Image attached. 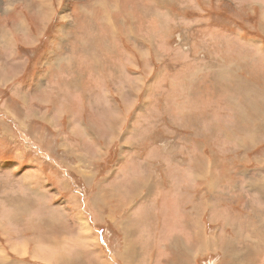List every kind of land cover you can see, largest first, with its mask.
Here are the masks:
<instances>
[{
	"label": "rangeland",
	"instance_id": "374dc122",
	"mask_svg": "<svg viewBox=\"0 0 264 264\" xmlns=\"http://www.w3.org/2000/svg\"><path fill=\"white\" fill-rule=\"evenodd\" d=\"M7 1L9 11L0 10L5 17L16 14L24 19L40 11L30 0ZM44 2L50 16L39 20L37 27L42 23L48 27L40 39H34L36 44H19L23 40L19 32L0 25V37L9 31L19 44L15 53L14 49L3 52L10 77L29 86L23 92L31 90L34 81L35 90L38 64L45 57L47 82L60 87V80L74 79L65 84L62 90L68 91L62 96L70 98L75 109L80 104L86 109L82 117L74 115L75 149H91L92 158L97 157L99 144L106 147L100 158L85 166L70 159L64 147L33 149L18 130V137L10 140L0 127V149L8 146L2 158L25 155L30 159L25 163L44 169L45 175L55 172L52 164L68 171L64 186H69L70 194H55L49 202L69 199L73 213L66 229L52 226L53 233L44 235L39 228L48 219L30 218L27 210L26 216H18L21 213L8 206L15 204L11 196L0 209V262L132 264L130 258L126 263L121 257L125 225L137 230L136 264H172L176 259L169 247L177 237L184 242L193 235L185 222L192 201L206 237L218 235L222 242L226 234L246 246L245 219L262 225L251 209L264 219V189H259L264 187V0ZM63 12L71 18L61 19ZM13 23V28L18 27V22ZM59 25L70 29V38L57 44L61 51L57 47L50 51ZM60 56L69 60L61 67ZM51 93L59 97L56 89ZM0 94L14 92L0 84ZM1 108L4 124L13 125ZM47 133L58 134L55 128ZM61 180L50 177L44 185L58 187L59 181L61 187ZM244 195L249 198L241 203ZM77 208L86 211L89 224L74 218ZM110 208L118 212L113 215ZM33 226L40 231L36 239H32ZM28 240L25 253L21 246ZM261 240L264 243V237ZM185 246L188 254L196 243L181 244ZM261 254L258 263L264 264ZM221 259V251L213 246L195 254L190 264H219Z\"/></svg>",
	"mask_w": 264,
	"mask_h": 264
},
{
	"label": "crops",
	"instance_id": "0c3cea01",
	"mask_svg": "<svg viewBox=\"0 0 264 264\" xmlns=\"http://www.w3.org/2000/svg\"><path fill=\"white\" fill-rule=\"evenodd\" d=\"M7 4H8L7 0H1L0 10L7 9ZM6 11L8 12L9 10L7 9ZM33 13L36 14L34 15L35 17L24 16V20L26 22L25 25L26 29H22V27L19 28V26L13 28L14 25L13 22L15 21L18 22L17 21L18 18L23 19L22 16L20 15L18 16L16 14H10L11 16L9 15L8 17H5L2 16L3 15L2 13H0V25L3 26L5 25V27H7V30L9 31L12 30L14 31L15 29L17 32H19L21 37H23V40H21V43L19 44L29 47L30 45L36 44V42L34 41L36 39L37 40L40 39L48 27L47 24H43V23L39 24V26L37 27V22L39 23V20L41 21L42 19H47L50 16V15L48 16V14L41 7L38 13L34 11ZM52 14L55 15L54 13ZM70 15L71 14L69 12H67L66 14L63 12L61 15V19H64L65 16L71 18ZM30 19L34 22L33 26L32 23L30 22ZM57 30H58V35L57 37L55 36L53 37L55 38V41L52 43L53 47L50 45L49 48L50 51L55 49V47H57L56 48L57 51H61L63 47L62 48L58 47L57 44H61L63 43L62 40L64 39L68 40L70 38L71 32L70 29L67 28L66 26L59 25ZM28 35L33 36L31 41L30 40L28 41L26 39ZM1 37H4L3 34L1 35ZM12 37L14 38V35ZM49 42L51 43L50 39ZM19 44L18 43L15 44V40L14 42L12 40V42L5 44L0 42L1 45L0 46V69H1L0 84L7 85L8 88L12 87V92H14L12 96L0 94V105L2 106L1 111H6L5 113L9 115L10 121L13 123V125H5L4 121L6 117L4 114L0 115V117L3 116V118H0V127L2 133L6 134L7 135L6 137L9 138L10 140H13L12 136L18 137V134L22 137V139L23 137H26L25 139L26 144L27 145L29 144V142L27 141L28 139H30L31 148L33 149L36 148L37 150L40 149L41 147L43 148L64 147L66 149L64 153L68 157H70V159H75L77 163L79 162L83 163L85 166L87 163L94 162L95 160L100 158L105 152L104 148L106 146H100L99 144V146L96 147L97 152H95L97 157H92V158H90L91 156H89V155L93 156V151L91 149L89 150L90 152L87 149H84L83 147L81 149H75L76 145L74 144V140H75L74 115L78 114L82 117L86 113V109L82 104H80L79 108L77 107V109H75L70 98L68 101L67 100L68 98L65 99L62 96L64 95V93L68 91V90H62L65 84L74 83L75 82L74 79L60 80L59 81V83L61 84L60 87L59 85L58 87H56L52 83H48L47 82L48 80H46V76L50 72L48 71L49 68L44 69V67H49L46 65V63L49 60H44L45 57L41 58L39 62L40 64H38V66H40V70L37 72L38 86L36 85L35 90H34V81L31 82L32 89L29 91L25 90L27 92H23L21 89L26 87L29 88V86L24 87L20 82L16 84L18 79L10 77L11 75L10 64L7 61V58L4 57L3 52L5 50L14 49L13 51L15 53L17 51ZM64 59L65 58H63L62 61L60 60L61 62L59 67H61L62 63H66L67 61H69L68 59H66L67 61ZM6 72L8 73L6 74ZM66 79H68L67 76ZM56 84L58 83H55V85ZM53 89H56L57 95H59V97H56L53 95L54 93H51ZM22 116L24 117L22 118ZM28 119L29 122L27 124ZM79 123L82 125L84 124L83 118H81ZM50 128H55L58 134L50 137L47 133L50 131ZM26 130H28V132H25ZM16 131L18 132V134L15 133ZM22 132H25L24 136ZM10 140H8V142H11ZM11 143L13 144V142ZM0 144L3 143L0 142ZM77 147L79 146L77 145ZM7 150H8V146L3 145L0 149V157L3 154L2 151L6 152ZM47 157L50 158L49 155ZM21 160L23 162H21ZM27 160L30 161V159H27L25 155L16 156L13 159L2 158V157L0 158V194L2 195L0 198V204H1L0 209H4V206L7 202L10 203L9 199L12 196L13 200H15V204L12 205L9 204L8 206H12L13 208L16 209L18 213L20 212L21 215L18 216H26V214L23 211L27 210L28 217L30 218L34 217V219H37L38 217H41L42 219H48L46 220L48 221V224L46 226H42L39 228L44 233V235H49L50 233H53L51 229L52 226H57L61 230L66 229L67 226L66 222L69 221V216L73 215L72 210L70 208L69 199L68 201L63 203L53 202L54 205H52L49 201L53 197H55L54 196L55 194L56 195L70 194L69 186L67 184H65L64 186V181L67 180V175L69 174L68 171H64L62 170V168L61 171H59L57 165H55L54 168V164H52L53 168L51 170L55 169V172L45 175L44 171H42L44 169H41L40 167H36L32 164L28 165V163H25ZM48 163H52V162H48ZM20 166L21 168L17 170ZM60 173L63 174L60 175ZM50 177L56 179L61 178L62 179L60 181L61 187H59V181H58V187L45 186L44 181ZM249 187H250V183H249ZM73 198H75L74 195ZM95 199H94V204L96 205L97 202V204L99 205L100 203L99 200L95 202ZM193 206L198 207L195 202H193ZM53 211L56 212L53 214L52 213ZM85 212L86 211L83 208H77L74 212V218L76 217L80 222L83 223L84 221H86L89 224V222L86 220V217H84ZM40 214H42V216H40ZM191 216H192V211L191 210L186 211V217L188 218ZM60 224H64V225H60ZM117 225L121 226L123 225V223L121 224L120 221L117 223ZM35 228L37 227L34 226L32 227V232L34 234L32 239H36L37 235L40 234V231ZM122 229L126 233L124 253L127 252L128 257L130 258V263L136 264V257H134V255L135 253L137 255V251L139 247L138 245H135L133 237L137 234V230L135 231L133 230V228H129L128 226L125 225L123 226ZM195 240L196 242H199L196 238ZM28 246H29V240L25 241L24 246L23 245L21 246L22 248H24L25 253H26L25 248H29ZM200 252L201 251L198 250V253ZM101 258L104 259L106 258V256L102 255ZM3 262L4 261L0 262V264H3Z\"/></svg>",
	"mask_w": 264,
	"mask_h": 264
},
{
	"label": "bare ground",
	"instance_id": "6f19581e",
	"mask_svg": "<svg viewBox=\"0 0 264 264\" xmlns=\"http://www.w3.org/2000/svg\"><path fill=\"white\" fill-rule=\"evenodd\" d=\"M1 1V0H0ZM10 3V2H9ZM30 3L31 5L34 7V9H39V7H41L45 12L46 10H49L48 8H46V5H45V2L44 0H30ZM106 4V3H105ZM50 7V6H49ZM117 8V6H116ZM114 10V9H113ZM49 12V11H47ZM19 16V15H18ZM104 19V18H102ZM18 23L17 24L19 27H25L26 25V22L24 19H20L18 18L17 19ZM105 21V20H104ZM112 20H110V23H111ZM114 23V22H113ZM98 25V24H97ZM100 25V24H99ZM101 28V27H100ZM108 28V27H107ZM106 29V28H105ZM110 31V30H109ZM111 32V31H110ZM134 33V32H133ZM104 34V33H103ZM4 37H0V42L2 43H10L12 42V36L10 35V32L7 31V33L3 34ZM103 39V38H102ZM261 113V112H260ZM263 115V114H262ZM259 128V127H258ZM255 132V130H254ZM254 135V134H253ZM253 137H257V136H253ZM234 153V152H233ZM214 183V182H213ZM199 185V184H198ZM259 189L263 190L264 187H259ZM144 195V194H143ZM154 197V196H152ZM247 198L246 195L243 196V198L241 199V203H245L246 201L244 200V198ZM249 198V197H248ZM247 198V199H248ZM97 199V198H96ZM155 201V200H154ZM194 201H192L193 203ZM220 202V200H219ZM218 202V203H219ZM261 202V201H260ZM208 203V202H207ZM240 203V201L238 202ZM240 203V204H241ZM134 204V203H133ZM132 204V205H133ZM208 206V205H207ZM247 206V205H246ZM134 207V206H133ZM132 207V208H133ZM138 207V206H137ZM193 208L191 209L192 211V216L191 217H186L185 219V222H186V225H187V228L188 230L191 231V233L193 235H191V239H184L185 241L183 242V240L181 239V237H177V242L174 243V246L173 247H169V250L170 252L172 253V255L175 257L176 261L173 262L172 261V264H190V258L192 259L194 257L195 254H197L198 252L195 251V249L197 248L198 250H200L201 252L202 251H205V249H207L208 247H216L217 246V249H219L221 251V254H222V259L220 261L219 264H260L261 262V256L260 254L261 253H264V243L263 241L261 240V238L264 237V219L261 218V217H258L257 214L255 213L254 211V207L253 209H251V213L253 216L257 217L258 218V221L262 223V225L260 226L259 228V224L256 220L254 219H251V218H246L245 219V231L248 232V235L246 236V239L248 242V244L245 245L246 246H241V243L240 245L238 244V242L236 241L237 238L234 240L233 238H231V236L227 237L224 235V230L222 231L223 233H221V235H224V240H222V242L218 240V235L217 236H213L208 238L205 236V233L204 231L200 230L201 229V226L198 222L197 219H199V210H198V207L196 206H192ZM210 208V207H209ZM206 209V208H205ZM215 209V208H214ZM118 209H115V208H110V212L111 214H115L117 213ZM211 210V209H210ZM223 211V210H222ZM221 211V212H222ZM196 212V214H195ZM213 212V211H212ZM225 212V211H224ZM215 213V212H213ZM216 213H219V212H216ZM250 213V214H251ZM110 214V215H111ZM198 214V215H197ZM227 214V213H226ZM251 215V217H252ZM147 215H143L142 218H146ZM214 216V215H213ZM218 216V215H217ZM223 216H224V213H223ZM215 218H216V214H215ZM229 218V216L227 217ZM147 219V218H146ZM144 219V220H146ZM214 219V218H213ZM227 220V219H226ZM200 221V219H199ZM223 221V220H222ZM227 222V221H226ZM232 223V222H231ZM241 224V223H240ZM244 224V225H245ZM249 224V225H248ZM223 225V224H222ZM229 225V224H228ZM227 223H226V226H228ZM236 224H234L235 226ZM238 225V224H237ZM232 226V225H231ZM196 227V230L195 228ZM237 227V226H236ZM190 228V229H189ZM205 229V228H204ZM220 229V228H219ZM226 229V228H225ZM231 229V228H230ZM236 229V228H235ZM206 230V229H205ZM237 230V229H236ZM199 231V232H198ZM194 233H195V236H194ZM236 233V232H235ZM238 234H241L240 232ZM237 234V235H238ZM198 235V236H197ZM240 236V235H239ZM222 237V236H220ZM195 238L200 242H196ZM222 238V239H223ZM241 238H242V234H241ZM244 238V236H243ZM221 239V238H220ZM245 239V238H244ZM243 239V240H244ZM144 240V239H143ZM240 240V239H239ZM188 242H195L196 243V246H193L190 248V251L189 253L187 254L186 253V249L187 247H181V244L184 245V243L186 244ZM216 242V243H215ZM237 242V244H236ZM243 242V241H241ZM251 244V247H250V244ZM243 245V244H242ZM214 250V249H213ZM236 250H238L242 256L240 257L237 253H236ZM217 253V252H216ZM262 255V254H261ZM123 257V260L124 262L126 263H129V257H128V254L127 252L124 253V255H122ZM258 261H260L258 263ZM264 262V261H263ZM262 262V263H263Z\"/></svg>",
	"mask_w": 264,
	"mask_h": 264
}]
</instances>
